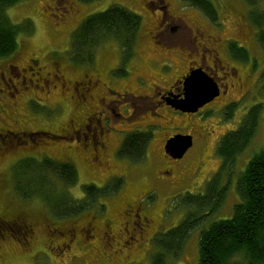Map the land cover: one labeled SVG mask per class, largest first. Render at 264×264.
<instances>
[{
    "label": "rangeland",
    "instance_id": "rangeland-1",
    "mask_svg": "<svg viewBox=\"0 0 264 264\" xmlns=\"http://www.w3.org/2000/svg\"><path fill=\"white\" fill-rule=\"evenodd\" d=\"M168 1L172 3L174 1L177 9L182 7V10H177L171 6V9H175L182 17L178 18L180 20H172L166 17L164 28L161 29L158 27L161 23L160 12L155 9L153 3L147 2V0H22L8 9L7 14L11 22L21 28L18 35V52L16 51V55L10 58L12 64L22 68L28 55H34L40 59L41 65L45 66L48 71H53V62L55 61L69 81L77 80L85 73L94 75V69H100L99 75L102 77V81L120 92L128 91L136 95L137 98L129 93L126 98L127 102H133L139 108L150 105L152 99L143 98V96L149 97L152 94L151 87L153 85L161 84L164 86L175 70L167 74L160 71L163 57L169 56L173 61L172 65L179 68L183 64L175 51L180 54L183 51L184 55L181 56V59H184L185 57L188 58L190 50L201 49L205 44L196 32L197 28L195 27L200 25L206 27L211 34L222 36V39H238L239 46L243 45L248 50L250 60L242 62L240 59H235L233 63L240 68L241 75L246 76L244 82H249V85L253 83V90L247 97L240 99L241 92L235 94L236 91H234L233 95H230V101L234 104L224 110H220V108L229 101L221 98L208 110L204 119L201 118L202 120L200 116L187 118L177 115L172 116V119L175 120H170L169 115L166 116V114H164L163 119H153L150 117V112L144 111L145 109L135 114L128 123L119 128L121 130L145 129L147 125L158 124L163 126L164 131L162 132L170 133L169 128L173 127L171 122H175L174 126H179V131L189 132L193 130L196 137H200L199 134L204 135L203 138H206L204 143L197 137V143L182 162L191 168L193 173L185 176L175 175L176 180L180 181L176 186L159 184L155 181V176L152 175L153 171L155 169L156 171L162 170L161 165H166L169 162L166 158L162 159L161 154H157L162 152V137H156L160 132L156 126L150 127L154 130L155 137L150 143L149 140L143 142L139 153L133 158L138 163L137 168H131L132 163L129 165L125 160L114 158L113 151L118 146L119 138L112 136L110 140L112 143L108 152V163L111 168L109 173L122 174L128 172L129 175H125L126 185L116 189L114 183L110 182L108 184L110 190L107 195H99L97 192L89 195L91 193L88 194L87 190L85 191L87 186H102L105 184L106 178L112 175H90V171L86 169L87 172L78 163L80 165L78 180L72 182L69 192L71 197L81 204L94 205L86 209V211L90 210L87 216H84L86 213L76 216H58L60 214L52 212L50 205L43 197L37 195L30 199L23 198L15 187L14 175H17L15 168L20 162L19 160L27 156L34 158H43L48 155L64 157L65 153L69 151L68 146H71L70 140H63L64 142L61 141L60 144H57L53 143L52 137L39 135L35 139L38 144H41L40 146L24 147L13 150L10 155L3 156L0 159V171H3L1 194L4 195V203L7 206L5 208L16 214L25 215L30 221H34L35 225L39 223L37 235L39 243L34 242V246L28 249L27 245L25 248L26 243L19 236L9 242L0 240V253L2 254L0 264H100V260L97 259L89 261L90 255H85L87 249L82 250L85 246L83 243H73L69 255L64 259H58L46 253L47 251L41 248L45 244L44 241L49 242L48 238L45 237L46 228L43 220L49 217L54 226L66 227L73 223L77 224V222L81 226L84 221H89L94 217L97 224L98 216L100 220L104 219L105 209H108V214L116 210L118 204L128 195L130 196L126 199L142 197V207L161 216V226L158 232L162 233L161 237H158L160 240L157 244L154 242L149 244L153 245L148 247L149 250L146 255L136 254L132 264L144 263V260H146L145 264H152V257L154 258L168 241L175 239L170 235V232L177 228L190 214L198 213L197 216L202 218L200 226L191 232L180 254L177 257L174 254L168 258L170 264H195L199 256L201 231L207 229L214 221L231 218L235 205L241 203L242 198L238 189L241 174L253 156L264 150V46L259 40L260 28L252 22L253 16L249 13L250 7L245 0H214L218 7L219 22L223 23L219 27H216L215 23L210 24L207 17L196 8L191 7L186 0H182L183 4L180 0ZM115 5L125 7L138 14L142 20L140 35L134 44L132 57L128 55L125 59L123 55V60V52L119 42L111 37L96 44L93 47L91 57L87 56L82 49L76 50L73 43L74 36L86 18ZM144 5L153 10L151 8L148 10ZM69 6L74 11L70 10ZM173 13L170 11V14ZM167 25L169 26L167 27ZM157 27L161 36L159 42L164 45L162 47L156 43L157 41L153 37V32L156 31ZM191 27L194 28V32L190 30ZM120 59L123 60V64L119 66ZM211 60H213L212 55L209 56L210 63ZM3 61L4 59H0V70L3 67ZM115 66H118L119 69L112 73L111 81L116 83V85H112L106 74ZM138 80H142L143 87L137 82ZM20 98V101L24 103V99ZM109 98L115 99L116 96L110 97L109 95ZM53 99L55 98L51 99V103L54 102ZM134 99H136L135 102ZM254 107H260L259 124L255 135L248 146L237 156L232 167H222L224 161L217 153L220 139L229 132L238 130ZM13 109L11 107L8 112H2L0 102V126H9L20 136L26 130L38 131L42 129L54 133L59 132L60 128L69 127L70 120L79 121L81 117L85 118L86 116L83 108L79 109V115H75L76 112L72 105L68 106L65 113L62 111L63 109L54 111L55 116H53L50 107L44 110L33 105L30 109L32 112L25 110L30 122L26 119L16 121L15 116L13 117ZM37 110H44L49 117L46 115L38 117L35 114ZM140 124L146 127H140ZM183 126L187 129L181 128ZM203 138L201 139L203 140ZM10 141L17 142L15 139ZM147 154L148 156H146ZM53 166L51 165V168ZM47 167L50 168L48 165ZM198 170L202 171L201 175H195L196 172H200ZM116 176L122 175H113L112 177ZM216 183H218L216 189L225 188L224 198L218 204L219 206L213 209L209 206L205 208V211L197 209L195 205L206 201L208 194L214 192L211 189ZM189 198L195 204L190 205ZM101 205H105L106 208ZM123 208L122 204L118 212L120 213ZM87 245H92V243ZM100 252L105 255L108 253L113 255L112 252L114 251L111 245L110 248L104 245ZM73 255L76 257L75 261ZM105 255L103 257L107 258ZM114 259H116L115 264L127 262V258L122 256L121 252Z\"/></svg>",
    "mask_w": 264,
    "mask_h": 264
},
{
    "label": "flooded vegetation",
    "instance_id": "flooded-vegetation-1",
    "mask_svg": "<svg viewBox=\"0 0 264 264\" xmlns=\"http://www.w3.org/2000/svg\"><path fill=\"white\" fill-rule=\"evenodd\" d=\"M148 1L153 3L152 5L155 9L160 12L159 19L161 20V23L158 26L160 29L164 28L166 17L172 20L182 17L179 16L175 9H171V6L176 8L174 1L173 3L168 0H147V2ZM180 1L182 2V0ZM144 6H146L148 10L151 8L147 5ZM69 8L74 11L71 6H69ZM179 8L181 9H176L182 10V7ZM170 11L174 13L170 14ZM207 21L210 24L214 23L209 19ZM215 25L216 27H219V25L222 26L223 23L218 22L215 23ZM168 26L169 25H167V27ZM158 27L156 28V31L153 32V37L157 41L156 43H159L160 47H162L164 45L159 42L161 36L160 31H157ZM195 28H197L196 32L198 37H200V40H203L205 44L201 49L196 48L190 50L188 58L185 57L184 59H181V56L184 55L183 51H181L182 54L175 51V54L179 56L181 60L180 62L183 64L182 66H179V68L178 66L175 68L172 65L173 61L169 56L163 57L160 71L167 74L169 72L172 73L173 70H175L169 81L165 82L164 86L161 84L153 85L151 87L152 94L149 97L143 96V98L152 99L150 105L144 108H139V106L133 102H127L126 97L130 92H120L112 86L109 87L108 84H105L101 79L102 77L99 75L100 69H94V75L85 73L77 80L69 81L55 61L53 62L54 70L48 71L45 66L41 65L40 59L34 55H28V58L23 62L24 67L22 68L10 62V58H13L16 55L15 53L8 57L0 58L4 59L2 63L3 67L0 70V99L10 101L2 102L0 100L2 112H8L12 107L14 108L13 117L15 116L14 119L16 121L26 119V121L30 122V120L27 119L28 117L25 110L32 112L30 109L33 105H37L44 110H46L47 107H50L53 111V116L56 115L54 111L63 109L62 111L65 113L68 106L72 105V108L76 112L75 115L80 114V108H83L86 115L85 118L81 117L79 121L70 120L68 128H60V131L55 133L42 129H39L38 131L26 130L22 132V135L20 136L18 135V132H15L12 128H9V126H0V159L3 156L12 154L11 152H13V150L29 146H40L41 144H38L35 139L37 138L36 136L39 135L52 137L53 143L57 144H60L61 141L64 142L63 140H70L72 142L71 146H68L69 151L65 153L64 157H52L48 155L43 158H34L27 156L19 161L32 158L39 162L50 161L55 163H69L75 167L77 175H79L78 170L80 169V165H82L85 170L87 169L90 171V175H122L108 177L106 178L107 180L105 184L99 186L100 188H104L112 182L116 186V189H118L119 187L121 188L123 185H126L127 179L125 175H129V173H109L111 168L108 163V152L112 143V141H110L112 136L117 139L119 138L118 146L113 151L114 158L118 160L121 159L122 161L125 160L129 165L132 163L133 165H130L131 168H137L138 163L136 160L134 161L133 158L139 153L143 142L138 140L133 143L135 146H131L129 143L127 150V148H125L127 142L126 139L134 134L150 133L148 141L150 143L155 137V132L153 129H150V127L156 126L158 131H160L156 137H162V152L157 154H161L162 159L166 158L169 162L166 165H161L162 170L156 171L155 169L152 175L155 176V181L159 184L178 185L180 181L176 180L175 175H190L192 169L185 166L182 162L197 143V137L202 143H204L203 141H205L206 138H203V134H199L200 137H196L193 130L189 132H184V130L179 131V126H174L175 122H171L173 127L169 128L171 131L170 133L162 132L164 131V129H162L163 126L158 124H150L147 125V127L140 124V127L146 128L134 130H121L119 127L128 123L135 114L144 109V111L148 110L150 112V117L153 119H163L164 114H166V116L169 115L170 120H175L172 119V116L174 115L187 118L200 116V119H204L208 110L221 98L228 99L229 101L225 102L220 108V110H224L234 104L230 101V95H233L234 91H236L235 94L241 92L239 99L247 97L252 92L253 83L252 85H249V82L245 83L244 79L246 76L241 75L240 68L233 63L235 59L239 60V58L234 56L232 45L233 43H238L239 45V40L234 38L222 39V36L211 34L206 27H202L201 25ZM190 30L194 32L193 27H191ZM241 47L244 46L241 45ZM211 55L213 60H211L210 63L209 56ZM123 60H119V66L123 64ZM118 69V66H115L107 71L106 77L110 80L112 85H116V83L111 81L112 73ZM194 70H202L213 78L218 85L220 94L212 102L199 109L198 112L187 113L173 107L172 102L175 99L184 98L185 79L190 76L191 72ZM118 82L120 81L118 80ZM137 82L143 87L142 80H138ZM109 95L110 97L116 96V98L111 99L109 98ZM130 95L137 98V96L132 93H130ZM20 97L24 99V103L20 101ZM52 98H55L53 99V103H51ZM135 100L136 99H134V102ZM44 110H37L35 114L38 117H43V115L48 116ZM23 121L25 122V120ZM181 128L185 130L187 129L185 126ZM179 134L192 136L193 146L183 158L176 159L166 152V144L170 138ZM206 135L209 134L206 133ZM201 138H203V140ZM14 139L17 142L10 141ZM146 156H148V154ZM2 173L3 171H0V240L9 242L12 241L13 238H16V236H19L26 243L25 248L28 247V249H30L34 246V242L37 244L39 243L37 238L39 223H36L35 225L34 221H30L25 215L21 213L16 214L9 211V209H6L7 206L4 203V195L1 194L3 182ZM201 174L202 171L199 173L196 172L195 175ZM126 198L122 200V202L118 204L117 209L111 213L108 214V209H105L106 213L104 214V219L100 220V217L98 216L97 224L93 217L89 221H84L81 226L78 222V225L73 223L66 227L54 226V223L50 218L46 217L43 220L46 228V232H44L45 237L48 238L49 242L44 241L45 244L41 246V248L45 249V251H47L46 253L55 258L64 259L69 255L73 243H83L85 246L82 250L85 248L87 249L85 255H90V262L92 259H97L100 260V264H115L116 259H114V257L116 255L118 256L121 252L122 256L127 258V262L122 264H132L135 260L136 254L146 255L149 250L148 247L153 245L149 244L151 242L156 243V239L162 234L161 232H158L161 226V216L152 210H147L142 207V197ZM122 204L124 208L119 213L118 211L121 209ZM88 211L85 210L80 214L84 215L86 213L84 216H87L89 214ZM88 243H92V245L86 246ZM104 245L108 248H110V245L112 246L114 251L112 254L114 257L110 253H108L107 255L109 256H107L100 252L101 247ZM103 254L107 258H104ZM1 258L2 254L0 253V259ZM75 258L76 257L73 255L74 261ZM145 263L146 260H144V263L142 262L138 264Z\"/></svg>",
    "mask_w": 264,
    "mask_h": 264
},
{
    "label": "trees",
    "instance_id": "trees-1",
    "mask_svg": "<svg viewBox=\"0 0 264 264\" xmlns=\"http://www.w3.org/2000/svg\"><path fill=\"white\" fill-rule=\"evenodd\" d=\"M21 1L0 0V58L10 56L18 49L21 28L11 22L7 11ZM186 1L211 22H219L218 7L214 0ZM245 1L250 7L249 13L253 16L251 21L260 28L259 40L264 46V0ZM141 27L142 20L138 14L115 5L86 18L74 36V48L82 49L91 57L93 47L103 39L111 37L119 42L126 59L128 55H133ZM232 52L242 62L250 60L248 50L238 43H233ZM259 115L260 107L252 108L238 130L231 131L220 139L217 153L224 161L222 167H232L237 156L248 146L258 128ZM149 138L150 133L131 135L126 139L125 148L128 150L129 143L135 146L133 143L136 141L145 142ZM51 165L54 166L51 168ZM15 172V187L22 197H43L52 212L60 214L58 216H76L94 206L81 204L71 197L69 188L72 182L78 180V175L75 167L69 163L39 162L28 158L16 165ZM217 184L212 187L214 192L208 194L205 202L195 205L197 209L205 211L209 206L211 209L219 206L224 198L225 188L218 190ZM238 189L242 200L235 205L231 218L214 221L207 229L201 231L199 256L195 264H264V150L255 154L248 162L238 181ZM86 190L88 194L91 193L89 195L96 192L99 195H107L110 185L104 188L90 185ZM188 200L190 205L195 204L191 198ZM197 214H190L170 232L175 239L168 241L162 250L152 257V264H170L169 256L175 254L177 257L180 254L191 232L202 222V218ZM159 240L156 239V244Z\"/></svg>",
    "mask_w": 264,
    "mask_h": 264
},
{
    "label": "water",
    "instance_id": "water-1",
    "mask_svg": "<svg viewBox=\"0 0 264 264\" xmlns=\"http://www.w3.org/2000/svg\"><path fill=\"white\" fill-rule=\"evenodd\" d=\"M185 95L182 99H175L172 106L187 113H196L199 109L212 102L219 96L217 83L202 70H194L184 82ZM193 146V137L176 135L166 144V152L173 158L181 159Z\"/></svg>",
    "mask_w": 264,
    "mask_h": 264
}]
</instances>
